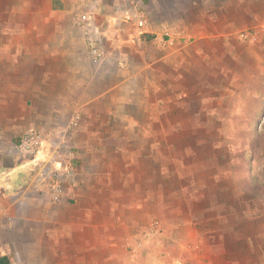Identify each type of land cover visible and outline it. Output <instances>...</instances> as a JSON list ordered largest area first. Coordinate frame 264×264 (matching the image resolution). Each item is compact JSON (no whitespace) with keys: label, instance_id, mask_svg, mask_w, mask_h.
<instances>
[{"label":"crops","instance_id":"1","mask_svg":"<svg viewBox=\"0 0 264 264\" xmlns=\"http://www.w3.org/2000/svg\"><path fill=\"white\" fill-rule=\"evenodd\" d=\"M134 2L0 0V257L166 264L149 235L161 228L146 219L205 200V211H173L187 232L173 264H264V208L248 206L258 185L248 141L264 116V0ZM139 6L143 32L124 18ZM91 11L103 17L98 59L79 16ZM193 97L201 110L186 129L169 109ZM30 128L51 139L37 162L16 149ZM173 134L210 140L197 176L180 179L194 194L173 185Z\"/></svg>","mask_w":264,"mask_h":264},{"label":"rangeland","instance_id":"2","mask_svg":"<svg viewBox=\"0 0 264 264\" xmlns=\"http://www.w3.org/2000/svg\"><path fill=\"white\" fill-rule=\"evenodd\" d=\"M136 2H139L140 4H145L147 3V0H135ZM105 0H101V6H124L125 3L129 6L132 2V0H112L110 3H105ZM134 2V3H136ZM118 3V4H117ZM121 7V8H122ZM119 13L121 10H118ZM80 16V14H79ZM91 25L94 28V30L98 33L99 37V47L102 49L103 48V39H102V27L100 26L101 20H103V17L100 16L99 13H96L94 11H91ZM131 24V23H129ZM135 29L137 28V25L131 24ZM138 32H143V30H140ZM101 37V40H100ZM87 43V40H86ZM88 46V50L91 53V49ZM187 103L183 104L182 106L174 107L172 106L169 111L171 113V116L173 118H176L178 120H182L185 128L187 129L189 126L188 118L191 117L192 115H195L196 111L201 110V107L198 106V103L196 99L193 98H187ZM185 129V130H186ZM260 131L258 133H255L252 136V139L249 140V153L251 154V160H252V179L256 181V185L254 188V198L252 197V202L249 204V208L251 210L253 209H262L264 208V116L262 118L261 123H259L258 128ZM23 135V134H22ZM170 143L172 147V152H173V157H172V166H171V171H172V176L171 179L173 180V185L176 187L178 185L179 190H182L185 192L187 195H190V193H195L193 188H189L186 186L181 185V180L184 179H190V178H195L197 176V171L195 165L199 164V159L201 157V154L199 151L201 147H204V149L209 148V141L210 140H201V139H195V138H186L184 135H179V134H173L172 138H170ZM245 140H233L235 142V146L237 147L236 149L241 150L245 148V145H243V142ZM18 144V143H17ZM225 146V145H224ZM17 149V146H16ZM18 150V149H17ZM18 152H20L18 150ZM22 155H24L25 159L27 161H32V162H37L35 158L29 157L28 155L20 152ZM239 156H243L241 152H239ZM206 157V155L204 156ZM206 159V158H205ZM205 161V160H204ZM238 173V172H237ZM239 175H242L243 172L240 171ZM201 175V174H200ZM201 178L205 179L206 176L203 174L200 176ZM173 187V188H175ZM177 189V187L175 188ZM193 191V192H192ZM200 194L205 195L206 193L202 190H200ZM171 205V208L169 210H166L165 215L166 216H171V219H166L163 217L162 213L163 211H160L158 215L161 216V218L157 219H151L148 218L146 219L147 225H151V227H159L161 229H156L158 230L159 233L154 234L155 231H150V234H152L151 238L153 239L152 245L155 246V256L157 255L158 258H164L166 260V264H173V260L175 257H178L180 255L181 250L178 248L179 246V234L184 233L186 234L187 232H183L184 226L180 229V226L178 224V220L174 219V210H182V212L187 208L190 210L193 209L192 212L196 211H205L207 210L206 206L209 204L206 203L204 200L203 202H186V201H181V202H173ZM197 208V209H196ZM209 211V210H208ZM171 212V213H170ZM196 220H191V223H195ZM165 224V225H164ZM171 229H175L177 227L176 233H178V236L176 237L175 235H171L170 233L166 234L165 230L169 229V226ZM206 227L210 225V221L208 224H205ZM204 225V227H205ZM196 226L201 228V225L196 222ZM150 227V228H151ZM164 232V233H163ZM175 233V234H176ZM166 234V235H165ZM145 236H147V233L144 232ZM143 236V237H145ZM147 240V238H146ZM148 242V241H146ZM185 256L189 259L193 258L192 257V252L190 251H185L183 252ZM0 264H9V259L6 256L0 257Z\"/></svg>","mask_w":264,"mask_h":264},{"label":"built area","instance_id":"3","mask_svg":"<svg viewBox=\"0 0 264 264\" xmlns=\"http://www.w3.org/2000/svg\"><path fill=\"white\" fill-rule=\"evenodd\" d=\"M124 18L128 21H134L139 29H144L147 27V19L143 14V9L139 6L136 7L134 11H126ZM80 19L82 24L86 28V40L87 44L91 49V54L94 59H98L101 53L99 47V37L98 33L94 30L91 25V13L80 14ZM51 139L46 137V135L38 128H30L20 138L17 144V149L28 155L29 157L38 159V156L44 149L50 146ZM181 264V263H180Z\"/></svg>","mask_w":264,"mask_h":264}]
</instances>
